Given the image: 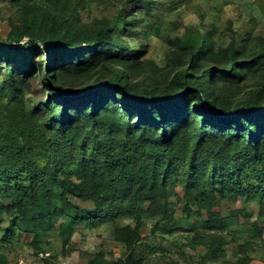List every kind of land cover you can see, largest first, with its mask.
Masks as SVG:
<instances>
[{
    "label": "rangeland",
    "instance_id": "obj_1",
    "mask_svg": "<svg viewBox=\"0 0 264 264\" xmlns=\"http://www.w3.org/2000/svg\"><path fill=\"white\" fill-rule=\"evenodd\" d=\"M126 1L0 0V46H25L33 38L39 46L25 53L0 50V126L13 124V132L5 133L3 139L16 142L14 128L23 107L35 108L55 90L71 93L110 83L117 71L132 82L136 92L157 96L153 92L161 87L164 92L158 96L162 98L183 76L185 67L197 72L194 87L204 81L207 68L231 66L237 51L238 61L263 57L254 66H239L232 77L218 76L212 82L216 93L222 92L226 100L231 96L244 99L264 81V0H134L118 22ZM102 28L112 32L94 61L80 64L83 70L71 65L49 72L45 44L60 41L84 46ZM192 45L203 50L193 62ZM121 98L116 93L112 103ZM181 183L168 181L165 193L136 200L135 214L96 227L77 223L72 234H67L71 228L63 226L68 220L63 215L54 229L35 234L17 221L10 239L4 236L21 211L1 195L6 207L0 209L2 264H110L129 253L121 229L135 228L138 220L135 252L139 264H264V215L258 199L218 194L211 209L224 218L225 226L208 227L204 225L208 211L198 206L188 210ZM50 197L52 203H60L56 195ZM71 197L83 206L93 203L92 198Z\"/></svg>",
    "mask_w": 264,
    "mask_h": 264
},
{
    "label": "trees",
    "instance_id": "obj_2",
    "mask_svg": "<svg viewBox=\"0 0 264 264\" xmlns=\"http://www.w3.org/2000/svg\"><path fill=\"white\" fill-rule=\"evenodd\" d=\"M131 1L122 7L118 22ZM111 32V28L100 29L95 40L84 46L60 41L45 44L49 72L71 65L83 70L80 64L96 59ZM33 40L25 46L1 45L0 50L29 52L39 47ZM202 51L192 45L190 61L199 59ZM237 53L231 66L207 68L203 84L194 87L197 72L185 67L183 76L162 98L158 96L164 92L161 87L153 92L157 96L136 92L132 82L116 70L110 83L71 93L55 90L35 108L23 107L19 128L14 124L16 142L3 139L5 133L13 132V124L0 126V196L9 197L21 211L4 239L13 236L17 221L25 231L38 234L54 229L66 215L63 226L70 227L67 234H72L77 223L96 227L135 214L136 200L165 193L173 179L182 182L188 210L198 206L208 211L204 221L208 227L225 226L224 218L211 209L218 194L258 199L264 215V81L249 90L246 98L231 96V100L216 93L212 84L218 76L232 77L239 66H254L263 57L238 61ZM116 93L122 98L112 103ZM51 194L59 199L58 205L51 202ZM72 195L92 198L93 203L76 204ZM4 208L0 201V209ZM140 223L121 229L130 251L110 264L140 263L135 252ZM217 250L212 251L217 254Z\"/></svg>",
    "mask_w": 264,
    "mask_h": 264
}]
</instances>
